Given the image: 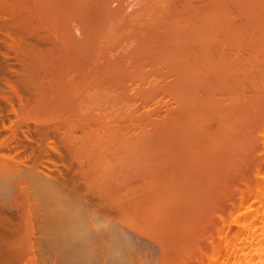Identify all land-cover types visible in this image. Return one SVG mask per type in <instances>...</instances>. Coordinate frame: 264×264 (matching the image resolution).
Returning <instances> with one entry per match:
<instances>
[{
	"label": "bare ground",
	"instance_id": "1",
	"mask_svg": "<svg viewBox=\"0 0 264 264\" xmlns=\"http://www.w3.org/2000/svg\"><path fill=\"white\" fill-rule=\"evenodd\" d=\"M0 33V132L41 137L33 166L0 159V203L35 208L61 264H264V0H0ZM240 160L248 178L225 182Z\"/></svg>",
	"mask_w": 264,
	"mask_h": 264
},
{
	"label": "rangeland",
	"instance_id": "2",
	"mask_svg": "<svg viewBox=\"0 0 264 264\" xmlns=\"http://www.w3.org/2000/svg\"><path fill=\"white\" fill-rule=\"evenodd\" d=\"M131 1H132V0H131ZM136 1H138V0H136ZM139 1H140V0H139ZM137 6H138V5H136V7H137ZM2 33H4V32H2ZM0 35H1V33H0ZM4 35L6 36V34H4ZM1 36H2V35H1ZM0 38H1V37H0ZM1 39H4V40H5V37L3 36V38H1ZM4 40H3V41H4ZM0 41L2 42V40H0ZM4 42H5V41H4ZM4 42L2 43L3 46H4V45H7L6 42H5V44H4ZM0 45H1V44H0ZM7 46H8V45H7ZM7 46H4V49H5V47H7ZM0 48H1V47H0ZM0 50H1V49H0ZM1 51H2V53H3V50H1ZM1 51H0V54H1ZM5 51L7 52V53L5 52V53L7 54V57H6V58L9 59L11 62L13 61V63H14V62L17 63V62H16L17 60H15V59H16V57H17L18 55H17V56H16V55L14 56L15 53L18 54L17 51L14 52L15 50H13V51L11 52L10 50L8 51V48H7V50L5 49ZM9 52H10L11 54H10ZM8 54H9V56H11V57H8ZM12 54H13V55H12ZM2 55L4 56V54H2ZM14 57H15V58H14ZM13 59H14V60H13ZM24 89H25V88L23 87V90H24ZM23 90H22V91H23ZM25 91H26V89H25ZM25 91H24V92H25ZM20 92H21V91H20ZM24 92H23V95H24V96L27 95V93H24ZM21 93H22V92H21ZM21 93H20V94H21ZM263 110H264V109H263ZM263 110H262V111H259L258 114H256V117H257V118L254 117L255 120L252 121V125H251L252 128L258 127L257 125H259V124L261 123L260 119L262 120V116H261L262 114H261V113L264 114V111H263ZM260 112H261V113H260ZM259 118H260V119H259ZM263 118H264V115H263ZM263 120H264V119H263ZM263 120H262V121H263ZM57 121H58V120H57ZM57 121H54L55 123L51 121V122H50V125H51V123H53L54 126L58 127V125L60 124V122H58L59 124L57 125V124H56ZM257 121L259 122V124H257V123H258ZM253 122H255V123H253ZM40 123H41V124H40ZM40 123H39V124H40L41 127H39V129H40V128H41V129H42V128H47V127H48V129L50 128L49 130H50V136H51V137H50V136H49V137H50V138L53 137V138H52L53 140H57V139H58V138L55 137V136L57 135V133H56V128H54L53 124L50 126V125L47 124V123H49V122L46 121V122H44L45 125H46V127H45V125H44V127H43V126H42V122H40ZM44 123H43V124H44ZM254 124H257V125H256V126H253ZM8 125H9V124H8ZM47 125H48V126H47ZM24 126H25V125H24ZM49 126H50V127H49ZM52 126H53V127H52ZM51 128H52V129H51ZM53 128H54V130H53ZM19 129H20V128H19ZM22 129H23V130H22ZM35 129H36V128H33V127H32V129H30L31 132H27V129H25L24 127H23V128L21 127L20 130H21L22 132L19 131V133H20L19 135H15V134H12V135H11V134H9V133H8V134H7V133H4V134L2 135L3 132H0V135H2V137H3V136L6 137V138H5V141H6V139H9V140H7L6 142H9V141L11 142V143H9V144H11V148H10V145H8V143H7V145H8V146H7V145L4 143L3 140L1 141V139H3L4 137L2 138V137L0 136V150L2 149V151H3V149H5V151H3V152L0 151V153L2 152L1 155L3 154L2 156L0 155V157H2V158H0V159H2L1 161H2V162L4 161V162H6V163H7L8 160H9V162L12 161L13 164L11 163V164H9V165H11V166L14 165V167L17 166V168H22V167H23V168H26V166H27V167H28V166H29V167H30V166H33V163H35L36 160H37V157H38L39 151H38L37 155H35L36 153H34V151H32L33 149H31V148L36 147V145H37V143H38L37 141H39L40 138H41V137H39V135H36V132H37V131H35ZM30 130H28V131H30ZM33 130L35 131L34 133H33ZM49 130H48V131H49ZM7 131H10V130H7ZM7 131H6V132H7ZM25 131H26L28 134H30V135H27V133H26ZM51 131H52V132H51ZM53 131H54L55 133H54ZM21 133H22L23 135H21ZM51 133H54V134H51ZM55 134H56V135H55ZM7 135H8V136H7ZM26 135H27V136H26ZM32 135H33V136H32ZM34 135H35V136H34ZM52 135H55V136H52ZM13 136H14V137H13ZM15 136H16V137H15ZM21 136H22V137L24 136L25 138H24V137L21 138ZM28 136H31V137L28 138ZM8 137H9V138H8ZM11 137H13L14 140H13ZM19 137H20L21 139H20ZM54 137H55V138H54ZM17 138H18L19 140H21L23 143L21 144V143H20L21 141L19 142V140H18ZM42 138H43V137H42ZM47 138H48V137L45 136V137H44V140H45V141L48 140ZM26 139H27V140H26ZM28 139H30V140H29L30 142L28 141ZM52 139H51V140H52ZM16 140L18 141V144H17ZM13 141H14V142H13ZM26 141H27V142H26ZM31 141H32V144H31ZM34 141H35V142H34ZM57 142H58V141H57ZM3 143H4V144H3ZM12 143H13V144H12ZM19 143H20V144H19ZM47 143H48V142H47ZM16 144L18 145L17 148H16L15 146H13V145H16ZM23 144H24V145H23ZM26 144H27V145L29 144V145L27 146ZM4 145H5V147H4ZM20 145H21L22 150H21V148H20ZM25 145H26V147H25ZM31 145H32V146H31ZM34 145H35V146H34ZM2 146H3L4 148H3ZM6 146H7V147H6ZM23 146H24V147H23ZM30 146H31V147H30ZM12 147L15 149V151H14V149H13ZM26 148H27V150H26ZM8 149H9V150H8ZM16 149H19V150H16ZM12 150H13V151H12ZM28 150H29V151H28ZM11 151H12V152H11ZM22 151H23L24 153H25L26 151H28V154H27V153L24 154ZM17 152L20 153V154L17 155ZM8 153H9V154H8ZM31 153H34V154H32V156H31ZM10 154H11V155H10ZM15 154H16V155H15ZM53 154H54V153H53L52 150H51V151H50V155H51V156H54ZM14 156H16V157H14ZM26 156H27V157H26ZM30 156H31V157H30ZM33 156H34V157H33ZM24 157H25V158H24ZM12 158H14V159H13L14 162H13ZM19 158H20V159H19ZM31 158H32V159H31ZM35 158H36V159H35ZM21 159H22V160H21ZM27 159H28V160H27ZM30 159H31V160H30ZM241 160H242V161H245L246 159H245V160L241 159ZM241 160H240V162H242ZM22 161H23V162H22ZM29 161H30V162H29ZM33 161H35V162H33ZM246 161H247V160H246ZM26 162H27V163H26ZM69 162H70V161H68V164L70 165ZM240 162L237 163V164H238V165L240 164L239 168H242V169H241V170L239 169V171L236 170V169H238V168L234 169V171L236 170L235 173L232 172V171H233V168H234L235 166L237 167V165H232V167L234 166L233 168H232V167H229V166H224V169H225V170H224L223 167H222V169H221V174L225 171L223 174H226V173H227V175H228L227 177H229V178H227V179H228V180H227V179L225 178L226 175L223 177V175L220 174V175H221V176H220L221 179L218 180V181H219V183H221V184H217L218 181H215L214 186H213V190L216 189V190L220 191L218 188L221 189V188L223 187V186H222V179H223V178H225V179H223V180H227V181H225V182H228L229 184H230V183H231V184L235 183L234 185H238L237 182H239V181H241V182L243 183V180H242V179H244V177H246L245 179L248 178V175H249V174H248L247 172H248L249 169H247V167H244L245 164L243 165V162H242V166H241V163H240ZM18 163L20 164L19 166H18ZM41 163H42V162H41ZM232 163H233V162H232ZM245 163H246V162H245ZM16 164H17V165H16ZM24 164H25V165H24ZM29 164H30V165H29ZM31 164H32V165H31ZM42 164L45 165L44 162H43ZM47 164H48L50 167H51V165H52V164L50 165L49 163H47ZM47 164H46V165H47ZM15 165H16V166H15ZM22 165H23V166H22ZM44 165H43V166H44ZM24 166H25V167H24ZM75 166H76V165H75ZM77 166H78V164H77ZM77 166H76V167H77ZM230 166H231V165H230ZM227 167H229V168L227 169ZM248 167H249V166H248ZM17 168H16V169H17ZM231 168H232V170H231ZM229 169H230V171H228ZM222 170H224V171L222 172ZM4 171H5V170H4ZM227 171H228V172H227ZM228 173H229V174H228ZM231 173H232V174H231ZM233 173H234V174H233ZM246 175H247V176H246ZM222 177H223V178H222ZM237 179H238L239 181H238ZM245 179H244V180H245ZM214 180H216V179H214ZM220 181H221V182H220ZM223 182H224V181H223ZM241 182H239V183H241ZM9 184H10V183H9ZM10 185H11V184H10ZM10 185H9V186H10ZM216 186H217L218 188H214V187H216ZM220 186H221V187H220ZM225 187H226V186H225ZM227 187H228V186H227ZM233 187H234V186H233ZM229 188H230V187H229ZM0 189H1V191H2L3 188H0ZM234 189H236V187H234ZM216 190H215V191H216ZM223 190H224V189H223ZM223 190H222V191H223ZM232 190H233V189H232ZM1 191H0V194H3ZM215 191H214V192H215ZM218 191H216V192L218 193ZM229 191H230V189H229ZM233 191H234V190H233ZM12 192L14 193L15 191L12 189L11 194H13ZM84 192H86V191H85V188H84V190H83V193H84ZM212 192H213V191H211V193H212ZM214 192L212 193V199L209 198V197L207 198V199H210V201H208V207H206V205H207V201H206V202L204 201V202L202 203V206H205V207L207 208V209L205 208L207 211L204 210V207L197 211L198 207L200 208L201 205H198V207L195 208V211H197V214H199V215L204 214V215H203L204 217H203V216H201V217H203L204 219H206V220H208V221H206V220L204 221L203 218L199 217L200 220H203V221H204V224L199 223L200 226H201L200 228H198L199 225L197 224L198 226H197L196 229H195V230H196V232H195V237H196V238H195V237L192 238V239L190 240V242H189V243H193V241H194V243H193L194 245L191 244L192 247L189 246V249H190V247L194 249L196 246H198V247H196V248L194 249V252H195V251L197 252L198 249H199V250L202 249V248L205 249V247H207V245H208V243H207V245H206V242H208V234H207V233L209 232V235L213 234V232H212V231H214V230H213V229H214V227H213V226H214L213 223H214L215 221H214V222H211L210 220H214V219H212V218L214 217V216H213L214 214H215V217H217V216H216V213H217L216 210H217L218 207L215 208V206H216L215 204H216L217 202L215 201L216 203H214V200H215V198H218L217 196H219V193H221V192H219L218 195H217L216 192H215V194H214ZM223 192H224V191H223ZM223 192L221 193L222 195H226V194H227L226 191H225L224 193H223ZM231 192H232V191H231ZM233 193H234V192H233ZM3 195H5V194H3ZM213 195H215V196H214L215 198L213 197ZM216 195H217V196H216ZM222 195L219 196V200H220V201L222 200ZM232 195H233V194H232ZM230 196H231V195H230ZM10 197H11V196H10ZM10 197H5V198H4L5 200H4V201H1V203H0V205H1V204L4 205V203H5L4 206L1 205L2 207H0V209L2 210V212H0V213H1V215L4 216V217H3V216L1 217V215H0V217H1V218H0V221H1V220H3V221L5 220L4 223H6V225H7V222L9 223V226H6V225H5V228H4V229H7L6 227H9V229L6 230V232H7L8 234L5 233L4 229H0V233H1L2 235H5V234H6V235H9L8 237L6 236V238H8V239H6V238L4 239L5 236H2V235L0 234V244H1V243H4V244H5V246H4V244H3V245L1 244L2 246H0V264H16V263H17V264H20V261L23 262V259H24V261L26 262V264H34L35 262H36L35 264H42V263H43V264H47L48 262H49L48 264H55V263H56V264H61L62 261H60L58 255L56 254L57 252L54 251L55 249H54V248L52 249V248H51L52 246L50 247L51 244L49 245V243H46V242H45V240H46L47 242H49V241H48L49 239L45 238L44 235L41 236L42 234L40 233V229H39V227H38V226H39V225H38L39 222H38V221L35 222V220H38V219L36 218V217H37V216H36L37 214H36V210H35V208L32 209V208L30 207V209H32V210L28 209V210H30L29 212H31V213L27 212V210H26L25 212H23V210H25V208L22 206V205H23V204H22V201H21L22 198H21V199L19 198L20 201H21V206L23 207V209H22V208L20 209V207H19V209H18V208L16 209L17 206H16V204L14 205V202H15V200H16L17 198L15 199L14 197H11V198H10ZM20 197H21V196H20ZM220 197H221V199H220ZM6 198H8V199L6 200ZM12 198H13V199H12ZM230 198H231V197H230ZM19 199L16 200L18 203H19ZM223 199H225V197H224ZM227 199H229V198H227ZM10 200H12L11 203H10ZM219 200H218L219 203H224L225 201L227 202V200H225V201H223V202H220ZM5 201H6V202H5ZM7 201H9L8 204H7ZM13 201H14V202H13ZM17 202H16V203H17ZM226 202H225V203H226ZM9 203H10V204H9ZM12 203H13V205H14L13 210H12V208H11V207H13V205H11ZM204 203H205L206 205H203ZM217 205H218V204H217ZM5 206H6L7 208H6ZM9 206H10V209L8 210ZM15 206H16V207H15ZM221 206H222L223 208H225V207H224V204L221 205ZM222 207H221V208H222ZM2 208H3V209H2ZM5 208H6L7 210H6ZM223 208H222V209H223ZM1 210H0V211H1ZM10 210H11V211H10ZM15 210H16V211H15ZM21 210H22V211H21ZM33 210H34V211H33ZM210 210H211V211H210ZM4 211H6V212H4ZM18 211H19V213H22V212H23L24 214H23L22 216L25 217V218L22 219V217L19 216V215H21V214H19ZM200 211H201V214L198 213V212H200ZM202 211H204V212L202 213ZM220 211H221V210H220ZM11 212H12V214H11ZM14 212H15V214H14ZM26 212H27V213H26ZM215 212H216V213H215ZM2 213H3V214H2ZM6 213H7V215H6ZM28 213H29V214H28ZM4 214H5V215H4ZM18 214H19V215H18ZM25 214H26V216H25ZM27 214H28L29 216H27ZM31 214H32V215H31ZM194 214H196V213H194ZM219 214H220V213H219ZM8 215H10L11 217L7 218ZM16 215H17V216H16ZM30 215H31V216H30ZM33 215H34V216H33ZM199 215H198V216H199ZM5 216H7V217H5ZM13 216H14V219H13ZM15 216H16V217H15ZM210 216H211V218H210ZM18 217H19V218H18ZM32 217H34V218H32ZM4 218H7V219H9V220L4 219ZM10 218H11V220H10ZM17 219H19V220H17ZM21 219H22V220H21ZM24 219H27V220H25V222H27L26 224L23 222ZM12 220H13L14 222H10V221H12ZM16 220L18 221L19 226H18ZM20 220H21V221H20ZM31 220H32L33 223L30 222ZM3 221L0 222V223L3 224ZM197 221H198V220H197ZM203 221H202V223H203ZM22 222H23V224H22ZM29 222H30V223H29ZM37 222H38V223H37ZM198 222H199V221H198ZM205 222H206L208 225H207ZM13 223H14V225H13ZM16 224H17V225H16ZM32 224H33L34 226H32ZM214 224H215V223H214ZM21 225H22V226L25 225V226H23V227H25L26 229L23 228ZM2 226H3V225H0V228H1ZM11 226H12V227H11ZM16 226L18 227V229H19L20 231H21V230H23V232L26 231L25 234H23L22 231H21L22 234H20L21 232H20L19 230L16 229V228H17ZM28 226H29V227H28ZM215 226H216V225H215ZM3 227H4V226H3ZM3 227H2V228H3ZM19 227H22V229L19 228ZM34 227H35V228H34ZM37 227H38V228H37ZM11 228H12V229H11ZM31 228L34 229V230H32ZM212 228H213V229H212ZM10 229H11V230H10ZM14 229H16V230H15L16 232L19 231L20 233H19V232H18V234H17V233H14V232H15ZM203 229H204V230H203ZM208 229H209V231H208ZM211 229H212V230H211ZM28 230H29L30 232H29ZM37 230H38V231H37ZM9 231H10V233H9ZM32 231H33V232H32ZM211 232H212V233H211ZM13 233H14V234H13ZM33 233H34V234H33ZM128 233H129V232H128ZM128 233H127V234H128ZM132 233H133V232H132ZM132 233L130 232L129 235L132 234ZM12 234H13L14 237H15V234H17L18 236H16V237L14 238V237H12ZM19 234H20V237H19ZM37 234H38V235H37ZM127 234H126V235H127ZM133 234H134V233H133ZM206 234H207V235H206ZM21 235H22V236H21ZM32 236H33V237H32ZM34 236H35V237H34ZM40 236H41V237H40ZM11 237H12V238H11ZM22 237H23V239H22ZM31 237H32V239H31ZM43 237H44V238H43ZM128 237H129V236H128ZM133 237H134V238H137L138 236L136 235V237H135V234H134ZM133 237H132V235H131V238H133ZM197 237H198V238H197ZM39 238H40V239H39ZM134 238H133V239H134ZM145 238H147V237H144L143 239L141 238V240H138L139 238H137V241H140V243H141V244H140L141 247H142V246H146V245L148 246L147 242H150L149 246H150L151 243H152L150 240L145 239ZM204 238H205V240H204ZM29 239H30V240H29ZM36 239H37L39 242H37ZM43 239H44V240H43ZM133 239H131V240H132V243H133ZM196 239H197V240H196ZM3 240H4V242H2ZM6 240H9V243H8V244H7L8 241H6ZM15 240H17V241H15ZM134 240H136V239H134ZM145 240H148V241H145ZM206 240H207V241H206ZM5 241H6V242H5ZM10 241H11V242H10ZM27 241H28V242H27ZM144 241H145V242H144ZM19 242H20L21 245L19 244ZM40 242H41V244H40ZM134 242H136V241H134ZM12 243H13V244H12ZM16 243H18L20 247H19L18 244H16ZM24 243H25V244H24ZM28 243H29V244H28ZM35 243H36V244H35ZM43 243H44V244H43ZM6 244L9 245V246H12V247L7 246ZM31 244H33V246H32ZM136 244L139 245V242L136 243ZM136 244H135V245H136ZM143 244H144V245H143ZM202 244H204V247L199 248L200 246H202ZM22 245H23V246H22ZM38 245H39V246H38ZM43 245H45V246H43ZM48 245H49V246H48ZM140 245L138 246V249L140 248ZM152 245H154V244H152ZM152 245H151V246H152ZM188 245H189V244H188ZM13 246H14V247L16 246L15 248H17V249H15ZM30 246H31V247H30ZM36 246H37V247H36ZM149 246H148V247H149ZM151 246H150V247H151ZM8 247H9V248H8ZM21 247H22V248H21ZM35 247H36V248H35ZM49 247H50V248H49ZM135 247L137 248V246H135ZM150 247L148 248V250L146 249L148 252L144 249V248H146V247H143V249L145 250V253L148 254V255H149L150 253H151V255H152V254L156 253V251H159V253L162 252V250H158V249H156V247H155V245H154V246H152L151 249H153V247H154L153 250H156V251L153 253V250H152V252L149 251ZM31 248H32V249H31ZM39 248H40V249H39ZM45 248H47V249H45ZM158 248H160V247L158 246ZM7 249H8V250H7ZM10 249H11V250H10ZM13 249H14V250H13ZM140 249H142V248H140ZM160 249H161V248H160ZM187 249H188V247H187ZM187 249H186V250H187ZM189 249H188V251H186V254L189 253ZM193 249H192V250H193ZM196 249H197V250H196ZM9 250H10V251H9ZM17 250H18V251H17ZM19 250H20V251H19ZM34 250H35V251H34ZM48 250H50V251H48ZM51 250L53 251V253H52ZM190 250H191V249H190ZM6 251H7V252H6ZM44 251H45V253H47V255H49L48 257L46 256V254L44 253ZM141 251H142V250H141ZM15 252H16V253H15ZM55 252H56V253H55ZM138 252H140V251L138 250ZM142 252H143V251H142ZM142 252H140L141 255H142ZM22 253L28 256V257L26 256V260H25V258H23L24 255H23ZM33 253H34V254H33ZM159 253L157 252L156 254H159ZM162 253H163V252H162ZM162 253H160V254H161V255H159L160 257L163 256ZM192 253H193V252H192ZM21 254H22V256H21ZM28 254H29V255H28ZM50 254H51V255H50ZM143 254H144V252H143ZM156 254H155V256H156ZM182 254H183V253H182ZM182 254H181V255H182ZM195 254H196V253H195ZM197 254H198V253H197ZM14 255H15V257H14ZM17 255H18V257L16 258ZM38 255H39V256H38ZM40 255H41V257H40ZM138 255H139V254H138ZM148 255H146V257H147ZM151 255L148 256V257H149L148 259L152 258V256H153L152 259H155L154 255H152V256H151ZM181 255H180V256H181ZM192 255H193V254H189V256L187 255L189 259L191 258V260L189 261V259H187V262L185 263V261H184V264H187V263L189 264V263H191V262H193V263L195 262V261H194L195 259L192 258ZM20 256H21V257H20ZM32 256H33V258H32ZM35 256H37V257H35ZM157 256H158V255H157ZM157 256H156V260H154V262L157 261L158 258H159V259L162 258V257L160 258V257H157ZM176 256H178V255H176ZM180 256H179V258L183 257V255H182L181 257H180ZM184 256H185V255H184ZM187 256H185V258H187ZM190 256H191V257H190ZM193 256H194V255H193ZM13 257H14V258H13ZM24 257H25V256H24ZM34 257H35L37 260H36ZM44 257H46V258H44ZM55 257H57V258H55ZM140 257H141V256H140ZM143 257H145V254L143 255ZM143 257H142V258H143ZM30 258H32V260H31ZM49 258H50V259H49ZM54 258H55V259H54ZM163 258H164V257H163ZM163 258L161 259V261L164 262V261H165V258H164V260H163ZM175 258H178V257H175ZM179 258H178V259H179ZM194 258H195V257H194ZM12 259H13V260H12ZM18 259H19L20 261H18ZM33 259H34V260H33ZM53 259H54V260H53ZM148 259H147V260H148ZM152 259L150 260V261H151L150 264H151V263L154 264V262H153ZM178 259H177V263H178V262H181L180 259H179V261H178ZM14 260L16 261V263H15ZM35 260H36V261H35ZM42 260H43L44 262H43ZM49 260H51V261H49ZM183 260H184V257H183ZM185 260H186V259H185ZM32 261H33L34 263H33ZM57 261H58V262H57ZM161 261H159V264H161ZM12 262H13V263H12ZM25 262H23V264H25ZM143 262H144V261H143ZM147 262H148V261H147ZM182 262H183V261H182ZM164 263H165V262H164ZM177 263H176V264H177ZM21 264H22V263H21ZM144 264H146V263H144ZM155 264H156V263H155ZM157 264H158V261H157ZM178 264H180V263H178ZM181 264H182V263H181ZM191 264H192V263H191Z\"/></svg>",
	"mask_w": 264,
	"mask_h": 264
}]
</instances>
